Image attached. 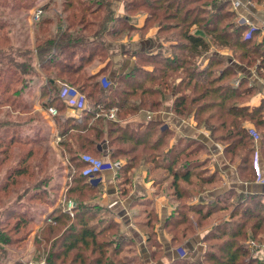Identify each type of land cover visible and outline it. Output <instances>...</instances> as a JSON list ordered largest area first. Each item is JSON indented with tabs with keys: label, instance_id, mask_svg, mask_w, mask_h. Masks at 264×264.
Wrapping results in <instances>:
<instances>
[{
	"label": "trees",
	"instance_id": "obj_1",
	"mask_svg": "<svg viewBox=\"0 0 264 264\" xmlns=\"http://www.w3.org/2000/svg\"><path fill=\"white\" fill-rule=\"evenodd\" d=\"M115 1L65 0L67 30L58 26L53 31V19L42 18L36 26L32 49L16 47L8 30L10 25L0 19V105L10 109L0 120V170L8 166L0 178V264L10 259L8 247L23 245L27 240V234L17 236L22 228L41 222L27 215V203L45 202L50 190V151L45 148L49 139L42 129L34 130L33 135L22 132L40 115L36 112L28 116L36 108L27 96L34 95L37 65L46 76L40 86V101L44 108L53 106L58 110L54 117L62 137L58 146L72 176L66 196L77 203L73 215L55 209L52 220L44 221L36 232V262L145 264L135 242L120 235L121 226L111 210L91 202L93 195L102 194L101 183L94 180L102 172L92 177L84 175L87 163L82 157L90 154L102 159L107 150L101 147L107 139L111 161L125 160L116 177L118 185H124L123 196L129 193V172L140 165L162 167L172 177L179 203L165 226L176 245L208 229L203 237L207 245L203 260L184 257L172 264H264L256 251L264 243V194L232 189L226 198L191 204L195 192L222 184L218 172L207 170L210 160L202 157L207 154L204 143H186L188 139L181 138L170 146L174 133L163 130L161 121L142 119L138 125H122L130 116L159 110L166 101L173 100L178 118L193 111L197 128L208 130L224 146L225 157L237 165L241 180L257 181L259 171L264 179V136L259 133L264 130V98L258 105H251V98L261 93V86L250 84L253 77L240 70L255 66L257 77L264 80V38L259 39L257 30L249 33L250 27L231 20L237 13L230 0H123L128 16L118 17L122 28L112 29L108 24L114 19ZM203 2L210 12L203 10ZM35 4L36 0H0V10L30 12ZM140 11L147 16L144 24L133 30L129 17ZM154 28L157 41L176 40L170 45L171 53L163 48L135 50V59H128V68L119 72L113 69L115 61L111 59L102 69L104 79L96 82L85 73L96 58L110 59L113 49L109 38L119 39L132 32L145 37ZM212 46L232 50L237 62L212 54L205 65L199 64L197 59L210 53ZM64 88L93 101V110L85 109L81 117H63L71 108L62 94ZM112 111L115 119L109 118ZM13 113L18 114L16 120L11 119ZM91 119L96 122L89 124ZM17 144L22 147L16 148ZM13 195L14 200L8 204L7 199ZM224 217L228 219L215 223ZM11 218L16 222L12 223ZM157 221V215L149 211V248L154 259L162 254L155 234Z\"/></svg>",
	"mask_w": 264,
	"mask_h": 264
},
{
	"label": "crops",
	"instance_id": "obj_2",
	"mask_svg": "<svg viewBox=\"0 0 264 264\" xmlns=\"http://www.w3.org/2000/svg\"><path fill=\"white\" fill-rule=\"evenodd\" d=\"M230 1L233 5L232 9L236 11L240 22L252 28V30H257L260 33L261 39L264 38V1ZM234 2H239V7H235ZM143 24L144 22H142V25ZM142 25H140V27ZM156 32L157 29L151 30V37L148 38L144 44L141 43V46H145L147 43L154 46L157 43ZM194 32L199 35L203 34L200 30ZM114 50L113 48V53L116 55L115 59L118 58V61H120L122 56ZM117 54L119 55L117 56ZM208 54L209 56L212 54L226 56V58L230 59L231 63L237 62L230 49L212 46ZM124 64L129 66L127 60ZM240 68L241 73L252 76V79H257V77L252 75L250 70L244 69L243 67ZM257 80L261 82V93L258 95L259 98L251 103L252 106L258 105L264 98V83L262 80H259V78ZM111 114H114L113 119H115V113L112 111ZM193 114V111H191L187 117L178 118L173 112V100H168L163 104L161 109L130 116L126 118L125 121H122V125H138L142 119L161 121L163 123V130L170 129L174 133V137L170 141V146L177 144L181 138H185L186 136L194 137L196 140L208 146L209 152L205 154V157L210 160L212 173L218 172L221 176L222 184L195 192V197L193 201L190 202L191 204L212 202L232 189L238 190L244 194H264L263 184L257 181L244 182L240 179L237 173V165L231 163L225 157L224 149L220 147L217 142L213 141L214 139L207 132V135L203 136V128H197L196 122L193 119ZM47 116H49L48 113ZM62 116L65 118L69 116H78L77 108L71 106V108L66 111L65 115ZM48 121L51 123L50 125H53L54 119H48ZM248 126L252 127L250 123ZM103 159L106 162H112L109 150L103 155ZM117 163L119 167L116 170H105L96 178L97 181L101 183L103 190L102 194L97 197L94 203L96 205L108 207L111 210L115 220L121 226L122 237L132 239L135 242L145 264H172L178 258L184 257L199 261L205 251L206 245L203 242V237L208 229L199 230L197 235L193 238L185 240L181 245H176L177 243H175L174 236L165 226L167 219L173 214L179 203L172 185V177L168 175L162 167L155 166L154 168H150L149 165H140L137 168L131 169L129 172L131 175V184L127 186L129 188V193L123 196L121 187L124 185L119 186L116 177L119 168L125 164V160H119ZM142 209L145 211H153L158 217V221L155 225V234L162 249V254L159 259L153 258L152 250L149 248V224L147 222L148 220L145 221L143 219V217H148L149 211L146 215L142 212ZM227 219L228 217L217 219L215 223L217 224ZM41 226L42 223L37 226V229L39 230ZM20 260L23 259L19 258V261ZM43 263L42 261L39 264Z\"/></svg>",
	"mask_w": 264,
	"mask_h": 264
},
{
	"label": "rangeland",
	"instance_id": "obj_3",
	"mask_svg": "<svg viewBox=\"0 0 264 264\" xmlns=\"http://www.w3.org/2000/svg\"><path fill=\"white\" fill-rule=\"evenodd\" d=\"M65 0H36V6L30 11H10L7 10L4 13H2V10H0V19L4 22H6L7 24H9V28L8 30L10 31V35L13 41V44L18 47V48H22V49H32L34 48V44H35V40H34V35H35V30H36V26L37 23L42 19V18H52L53 19V24H51V28L53 31H55L58 26L62 28V30H67V25H68V21L66 20V17L68 15V13H64L63 12V2ZM125 1L123 0H118L114 2V7L116 8V12L114 14V19L108 24L109 28H122V25H120L119 21H118V17H127V13L124 7ZM204 2L202 3V8L205 11H209L208 8L204 7ZM208 9V10H207ZM38 11H42L39 18L35 17V14ZM210 12V11H209ZM147 13H145V11H140L138 13V15H134V16H130L129 20H130V25H132V29L134 30V27H140V25H142V22L145 21L146 15ZM162 14V13H161ZM204 16V15H202ZM61 19V21H60ZM144 20V21H143ZM233 21H235L238 25H243V23L240 22V19L238 17V15L235 17H233V19H231ZM168 22H174V21H168ZM166 23V21L164 22ZM156 28H154L153 30H155ZM194 31H197L196 29H193ZM252 28L250 30L249 33H251ZM129 35H127L126 33L122 35L121 38L119 39H108L111 46L110 48H114L116 52L120 53L121 59L120 61H118L119 59L116 58L114 53L112 54L113 51H110V59H100L96 58L94 63L88 67H86L85 69V73L88 74V76H90V78H92L93 82L99 81L104 79V76L101 75L102 69L106 67L107 63L109 61L114 60L115 62H113V69L115 71H122L128 68L127 65H125V61L129 59V61H133L135 58L133 56V54L135 53V50H142V49H146V51H152V50H156L159 51L162 48L164 50H168L169 53H171V47L170 45L172 43H174L176 40L173 38H168V39H159L157 41V45L155 44L154 46H151L149 43H147L145 46H141V43H145V41L150 38L151 33H148L145 37H143L141 35V33L138 32H132V33H128ZM167 34V33H166ZM259 39H261V36L259 37ZM263 40V39H262ZM125 46V47H124ZM119 54H117L118 56ZM208 57L209 54L204 55L203 57H201L200 59H197V62H199V64H203L205 65L206 62L208 61ZM226 57V56H223ZM111 61V62H112ZM258 62H260V59L258 60ZM37 69V75L39 77H34L33 79V83L32 86L33 87V97L31 96H27L29 99V102H33V104L36 106L34 112H32L31 114H28L29 117L33 116L34 113H39L40 115L37 114V116H39L38 119H36L35 121L29 123L28 125L23 127L22 132L24 134L27 135H33L34 134V130H39L42 129L44 131V134L46 135V137L49 139L46 143H45V148L47 150L50 151V155H49V159H50V168L48 170V174H47V180H48V189L49 193L47 194L48 196L45 199V202L42 201H29L28 204V212L27 215H31L34 216L36 218V220H41L40 224L42 223V225L44 224V221L46 222H50V220H52L53 216H54V210L55 209H63L66 210L65 208V203L67 201H73L74 202V207L76 206V199L75 198H67L66 193L68 188L70 187L71 183H72V176L70 175L71 172H69V165H68V160L67 158H64L60 152L58 143L60 142V140L62 139V137H60V128L56 127L57 125L55 123H53V125H50L51 123H49L48 119H54V117L52 116H47V112H46V108L43 107L42 102L40 101V86L44 84V80L46 79V76L44 75V73L39 69V66H36ZM152 69V68H150ZM217 70H221L219 67L217 68ZM250 72H252V75H254L255 77H257V69L254 66L252 69H250ZM115 72H113L114 74ZM243 74V73H241ZM241 76V75H240ZM259 77V76H258ZM257 77V79H258ZM239 78V77H238ZM237 78V79H238ZM257 79H252L250 80V84L252 85H256L259 84L261 85V82L258 81ZM262 78L260 77L259 80H261ZM230 81H233L234 79L229 78ZM262 82L264 83V80L262 79ZM236 84H238V80L236 81ZM86 90L89 92L91 89L90 88H86ZM77 93L71 94V101L72 103H74L75 107L77 108V115L78 117L82 116V113L84 112L85 109L88 110H93V101L91 100H87L85 99V97L79 95V99L76 96ZM259 97L258 95H255L253 98H251V103H253L255 100H257ZM170 102V101H169ZM8 111H10V109L7 106H1L0 105V120L5 118V113H8ZM103 114V112H101V115ZM105 114V113H104ZM58 115V114H57ZM18 114H12L11 119L12 120H16L17 119ZM99 115L96 116V118H98ZM105 116V115H103ZM111 119H113L112 117H109ZM144 118V117H143ZM96 120L95 119H91L89 124H93L95 123ZM55 125V126H54ZM205 132V133H204ZM211 136L210 132H208V130L203 128V136H206L207 133ZM260 136H264V130L261 129V131H259ZM186 139H188L186 141L190 142L193 140H196L194 137L191 136H186ZM215 141V140H213ZM107 139H105V144L103 147V151L107 150ZM216 142V141H215ZM218 143V142H217ZM220 145V147H222L224 149V146L220 143H218ZM22 145L17 144L16 148ZM204 146L207 149V153L209 152V148L208 146H206L204 144ZM105 148V149H104ZM106 153V152H105ZM205 155H202V157ZM15 157V156H14ZM204 158V157H203ZM102 160H104L102 158ZM105 161V160H104ZM106 162V161H105ZM8 166L6 165L5 168L0 170V178L2 179V177L5 175L6 171H7ZM207 170H209L212 173V168L210 165V162L207 163ZM96 176V175H95ZM95 181H97L96 178H94ZM92 181V179H91ZM97 183V182H95ZM22 192V189H20ZM20 192V191H19ZM226 194V193H225ZM223 194L220 197L221 198H226L227 196ZM93 199L91 200V202H95L97 200V196L93 195ZM96 197V198H95ZM233 199L235 200V197H233ZM14 200V195L12 198H8L7 202L8 204L10 202H12ZM142 209V212H144L146 215L148 214L149 210H144ZM2 217V215H1ZM100 217V216H98ZM143 219L145 221L148 220V217H143ZM12 223L16 222V219H12ZM38 224V225H40ZM34 226V224H30L24 228H22L21 233H19L17 236H25V234H27V240L23 243V245L20 246H13V247H8V256L10 257V259L8 260V262H6V264H18L20 261H31L34 264H39L40 262H36V256L35 254V247H34V238L36 236V233L38 231L37 226ZM121 233V234H120ZM119 234L122 236V232H120ZM207 246V245H206ZM256 248V247H255ZM264 243H260V245L257 247V254H260V256L264 255ZM206 250V247H205ZM263 250V251H262ZM256 253V252H255ZM23 259V260H18V259ZM17 259V260H16ZM200 260H203V256L200 258ZM19 261V262H18ZM208 264V263H206Z\"/></svg>",
	"mask_w": 264,
	"mask_h": 264
},
{
	"label": "built area",
	"instance_id": "obj_4",
	"mask_svg": "<svg viewBox=\"0 0 264 264\" xmlns=\"http://www.w3.org/2000/svg\"><path fill=\"white\" fill-rule=\"evenodd\" d=\"M235 7H239L240 3L239 2H234ZM42 11H38L35 14V17L39 18L40 14ZM62 94L64 96V99L70 104L71 106H75L74 103L71 101V91L69 92L68 88H64L62 91ZM78 99L80 98L78 94H76ZM47 113L49 116H57L58 110L55 107H49L46 109ZM110 117H114V114H111ZM254 133V132H253ZM83 161L87 163V167L85 168L83 174L86 176H94L96 173L103 172L105 170H116L119 167V164L117 162H104L102 159L95 157L90 154H84L82 157ZM256 167L259 170V162L258 158L256 159ZM258 183H261L264 185V179H262L259 171V178L257 180ZM65 208L67 211L71 212V215H73V208H74V202L73 201H67L65 203ZM264 250V248H263ZM262 250V251H263ZM261 258H264V255L259 256ZM18 264H34L31 261H20Z\"/></svg>",
	"mask_w": 264,
	"mask_h": 264
}]
</instances>
